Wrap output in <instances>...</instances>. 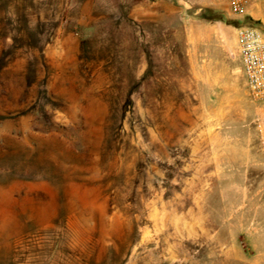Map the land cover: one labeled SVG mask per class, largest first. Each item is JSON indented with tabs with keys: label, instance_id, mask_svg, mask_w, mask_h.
I'll return each instance as SVG.
<instances>
[{
	"label": "rangeland",
	"instance_id": "rangeland-1",
	"mask_svg": "<svg viewBox=\"0 0 264 264\" xmlns=\"http://www.w3.org/2000/svg\"><path fill=\"white\" fill-rule=\"evenodd\" d=\"M119 10L0 0V264H250L264 246V106L254 165L211 150L170 52L180 32L148 24L137 43ZM254 11L264 28V3Z\"/></svg>",
	"mask_w": 264,
	"mask_h": 264
},
{
	"label": "crops",
	"instance_id": "crops-1",
	"mask_svg": "<svg viewBox=\"0 0 264 264\" xmlns=\"http://www.w3.org/2000/svg\"><path fill=\"white\" fill-rule=\"evenodd\" d=\"M117 1L121 24L130 31L137 43L144 37L148 24L153 29L163 27L169 38H175L177 30L180 32L181 47L177 49L173 43L172 51H169L181 61L184 88L191 94V101L197 102L201 108V135L208 138L213 151L237 150L247 155V161L240 165L238 163L239 166L254 165L248 152L256 129L253 125L259 119L257 108L264 106V101L256 102L250 98L230 61L231 57L235 58L232 55V49L235 48V26L230 20L236 17L228 13L227 0ZM111 2L114 4L115 0H110ZM161 2L165 8L161 6ZM254 12L252 8L249 14L252 16ZM165 15L170 18L168 22L162 19ZM176 18L177 24L174 20ZM96 26L95 23L89 24L88 29L95 30ZM232 32L234 35H231ZM172 64L170 62L171 68ZM173 66L176 68V64ZM257 129L260 151L257 164L264 168L260 147L264 122ZM263 187L264 180L261 181L258 193ZM249 227L253 231L259 229L254 225V220ZM259 248L262 250L249 259L250 264H264V246Z\"/></svg>",
	"mask_w": 264,
	"mask_h": 264
},
{
	"label": "built area",
	"instance_id": "built-area-1",
	"mask_svg": "<svg viewBox=\"0 0 264 264\" xmlns=\"http://www.w3.org/2000/svg\"><path fill=\"white\" fill-rule=\"evenodd\" d=\"M264 3V0H227L228 13L240 18ZM240 64L250 98L264 101V28L240 25L235 28V48L232 53ZM261 154L264 159V133L260 135Z\"/></svg>",
	"mask_w": 264,
	"mask_h": 264
},
{
	"label": "trees",
	"instance_id": "trees-1",
	"mask_svg": "<svg viewBox=\"0 0 264 264\" xmlns=\"http://www.w3.org/2000/svg\"><path fill=\"white\" fill-rule=\"evenodd\" d=\"M230 22L235 26L238 27L240 25H252L263 28L261 23L258 20L253 19L250 15L246 14L240 18H232Z\"/></svg>",
	"mask_w": 264,
	"mask_h": 264
}]
</instances>
